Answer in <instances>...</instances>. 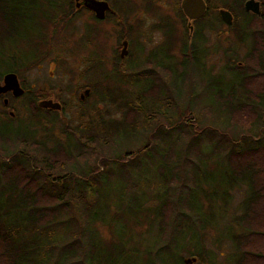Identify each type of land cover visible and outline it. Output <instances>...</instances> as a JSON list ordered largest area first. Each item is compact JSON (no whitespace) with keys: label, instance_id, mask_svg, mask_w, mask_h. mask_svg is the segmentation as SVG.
<instances>
[{"label":"rangeland","instance_id":"rangeland-1","mask_svg":"<svg viewBox=\"0 0 264 264\" xmlns=\"http://www.w3.org/2000/svg\"><path fill=\"white\" fill-rule=\"evenodd\" d=\"M106 1L121 10L106 20L97 22L85 9H76L75 0H72L74 9L66 14L69 21L67 23L60 21L52 32L50 29L44 32L48 35L46 39L48 44L41 46L47 49L42 62L22 70L19 74L16 73L20 83L22 81L25 83L23 86L25 89L51 86L53 88L51 96L57 95L56 100L65 103L64 109L57 115L55 124L49 122L45 115L40 118L34 116L25 106V97H13L7 94L9 99L7 106L2 103V97H0V115H4L0 117V128L9 126L19 130H32L34 139L42 140L49 147L56 142L69 141L70 149L73 150L81 142L67 138L63 130L65 125L67 129H75L83 120L86 125L90 122L92 131L89 132L90 134L99 133L97 120L93 119L95 113L104 120H120L128 108L124 102H133L135 92L140 90L142 93L148 89L154 92V96L149 101L142 93V106L149 108L144 110L145 114L151 115L154 109L157 111L156 106L153 105L159 107L162 103L165 108H168L166 112L171 116L173 125H178V130H184L188 123L197 128L195 125L199 118L217 129L216 134H213L214 142L223 140L225 144H220L223 145L220 148L229 149L232 145L230 136L233 134L231 133L245 130L251 125L255 115L253 111L246 108H229L227 112H223L219 95L220 92L230 91L238 85L233 72L230 71L236 66L245 68L243 62H245L248 48L250 49L256 41L264 45V18L246 11L243 8L246 0L241 2L242 9L248 15L233 5V0H211V6L217 7L203 14L196 21L189 20L183 14L180 8L181 0ZM256 1L259 2L261 13L264 8L263 0ZM37 3L38 7L33 13L34 16H41L40 11L43 9L41 0H37ZM223 4L226 6H222ZM227 5L229 8H226ZM63 7L66 8L67 4ZM220 8L227 9L236 15V23L233 19V24L221 22L216 15ZM115 16H125L127 24L130 23L129 25L132 24L135 28L132 33L129 31L130 55L123 63L130 68L123 72L119 71V67L114 68L108 61L115 54L119 55L116 46L119 44L120 28L115 21ZM245 17L250 20L249 23L247 20L244 23ZM150 23H156L157 30L151 29ZM189 24L192 26L191 30L188 27ZM243 25L248 28L245 29ZM198 27L202 30V41L200 42V36L198 42L195 41V47L199 48V52L193 59L190 51L192 49L191 33ZM41 38L42 36L35 37L34 41L37 42ZM32 41L29 35L27 37L24 35L14 43H4L3 50L5 52L12 48L18 55H22L21 53L30 51ZM262 50L263 56H257L248 61L249 64L246 66L250 72L253 70L252 66L259 67L260 61L263 63L260 70L264 67V49ZM88 55L95 58L93 66L88 62ZM147 59L162 65L159 69H155L158 64L156 66L154 63L152 68L146 69L148 74L154 75L153 80L152 77L149 76L148 79V75L143 74L146 71H139L141 65L145 67L144 65L147 64ZM6 68L8 67L0 65V71ZM173 69L174 74L171 72ZM261 73H264V69ZM96 84L99 90L92 89L83 98L84 104L79 103L78 93L84 87H92ZM254 87L257 91L262 88L259 83ZM167 99L170 104L166 107L164 102ZM76 104L81 107L80 111L75 110ZM181 107L186 109L183 110ZM8 110L13 111L12 119L6 117ZM182 111L183 114H181ZM153 123L156 125V120ZM145 126L146 135L141 125L133 131L127 128L125 135L121 134L120 137H116V140L109 142L111 148L107 149V154L119 156L125 151L139 149L145 144L147 135L152 130V128L148 129L147 124ZM161 126L162 128L159 129L167 135L166 143L169 148L167 154L170 157L168 158L170 164L174 165L176 161L179 162L180 159L188 157V162L192 161V166L198 167L197 170L192 168L189 174L181 171L178 178L180 182L173 179L175 181H172V185H168L174 193L184 185L185 191L179 193L180 199H178L179 194L176 197L172 193V196L175 203L183 204V206L180 205L183 208L182 211H186L178 213V206L174 205V208L172 206L162 214V218L158 219L160 221H155L157 218L152 219L161 198L157 196L161 184L158 165L162 161L160 158L162 152L158 150V146L149 151L126 156L122 161L123 165L109 164V157L103 155L107 158L106 165H103L101 159L98 160L92 179L89 178L90 176L82 178L88 181L89 185L91 184L92 189L86 191L88 196L92 200L97 198L91 213L95 218L94 233L100 241L101 262L103 263L108 255L112 256V251L129 249L134 251L131 256L133 264H169V262L172 264L171 261L178 252L182 261L189 259L185 264H234V258L240 255V251L235 253L236 249L231 236L251 234L255 238L256 235L261 236L263 232L255 234V231H259L255 225L250 224L246 228L232 221L233 217L243 214L246 188L242 185L234 186L230 189V198L223 194V189L228 186L224 159V154L228 151L220 153L217 149L213 152L212 149L210 150L211 147H208L209 144L207 145L211 139L205 138L202 146L206 145L205 148L203 146V150L207 158L197 157L194 150L186 154L180 149V146L185 144L183 139H176L178 133L175 128L165 125L164 122ZM184 139H188V136ZM73 143L76 144L74 147ZM93 145L96 147L99 142L95 141ZM84 151L78 159H74L76 157L70 159L71 162H77L81 169H87L94 164L93 158L89 160L92 162H89L90 165L86 164L88 150ZM9 152L7 156L12 154L11 150ZM2 162L0 157V164ZM216 191L220 196L218 199L214 198ZM207 198L210 200L214 198L211 205L208 204ZM224 201L227 205H223ZM251 218L253 219L252 213ZM200 222L206 224L204 228H201ZM158 238L162 242L170 241L169 247L167 245L165 249L160 246L157 242ZM198 249L199 257L194 254ZM254 250L255 247L251 245L250 253ZM261 250L264 253V246ZM246 264L260 263L257 260H251Z\"/></svg>","mask_w":264,"mask_h":264},{"label":"trees","instance_id":"trees-1","mask_svg":"<svg viewBox=\"0 0 264 264\" xmlns=\"http://www.w3.org/2000/svg\"><path fill=\"white\" fill-rule=\"evenodd\" d=\"M66 1L41 0V8H43L40 11L41 16H34L33 11L38 7L37 0H0V65L8 67L0 71V79L7 71H14L19 74L22 70L42 62L47 49H43L41 46L45 43L48 44L46 41L48 35L44 32L47 29L52 32L60 21L67 23L69 20L66 14L74 9L72 0ZM205 2L207 5L205 14L217 7L211 6V0H205ZM232 2L233 5L248 15L242 9L241 0H233ZM64 4H67L66 8L63 7ZM222 6L225 7L226 5L223 4ZM226 8H229L228 5ZM216 15L223 22L219 13ZM252 16L254 15L252 14ZM260 16L264 18V8ZM232 17L236 23V15L232 14ZM246 20L245 17L244 23ZM247 21L249 23L250 20ZM247 28L245 26V29ZM28 31L30 33H27ZM24 35L26 37L29 35V38L33 40L31 44L34 46L29 48L30 51L18 55L14 49L9 48L4 52V43H14L15 40ZM191 35L192 43L190 46L192 49L190 51L193 55L192 58L195 59L199 52V48L195 47V41L198 40L199 36L201 37L200 42L202 41V30L199 27L195 28ZM39 36L42 38L35 42V37L39 38ZM261 48L264 49V45H260L257 41L252 44L250 49L248 48V52L245 54L246 59L244 58L245 62H243L245 68L236 66L230 71L233 72V77L238 81V85H235L230 91L220 92L219 95L223 112H227L229 108H246V110L253 111L255 115L251 125L245 130L231 133L233 134L230 136L232 145L229 146V149L220 148L223 146L220 144H225L223 140L214 142L213 134H216L217 129L207 125L199 118L196 120L195 126L197 128L188 123L184 130H178V125H173L171 116L166 112L168 108H165L162 103L159 107L153 105L156 106L157 111L154 109L149 115V113H144V110L149 108H143L144 106L141 105L135 107L128 102L124 117L114 121L104 120L95 113L93 119L94 121L97 120V128L100 131L94 135L89 133L91 131L90 122L86 125L82 120V123L75 129H67V125H65L63 130L67 138L82 143L75 147L76 144L73 143V150L70 149L69 141L56 142L49 147L42 140H35L32 130H19L9 126L0 128V157L3 160L0 164L2 166V168L0 167V264H93V262H97V264H133L131 256L134 251L129 249L112 251V256L108 255V258H105L103 263L101 262L100 241L94 233L93 222L95 218L91 213L94 204L97 203V198L92 200L88 196L86 191L92 189L91 184L89 185L88 181L82 178L90 176L89 178L92 179L98 166L96 162L101 159L103 165H106L107 158L104 156L109 157V164L123 165L122 161L126 156L149 151L158 146L159 148H157L162 152L161 156L163 157L162 159L160 156L162 161L158 165L161 184L157 196L161 198L156 205L152 219L157 218L155 221H160L158 219L162 218V214L172 206L174 208V205L178 206V213H184L186 210L182 211L183 208L180 207L183 204L175 203L172 196V193L177 197L179 193L185 191L183 190L184 185L176 193L168 185H172V181H179L181 171L189 174L192 172V168L197 170L198 167L192 166V161L191 163L188 162L186 156L179 162L176 161V164H170L168 160L170 157L167 154L169 149L166 143L167 135L159 129L162 128V122L175 128L178 133L176 139H183L185 144L180 146V149L186 154L194 150L197 157L207 158L203 150L204 145L202 146L205 138L211 139L207 145L209 144L208 147H211L210 150L212 149L213 152L217 149L220 153H224L225 150L228 151L224 154L225 156L223 155L228 176V186L223 189V194L230 198V189L234 186L242 185L246 188V196L243 199V214L233 217L232 221L246 228L250 224L255 225L259 230H252L255 231V234L256 232H263L261 236L256 235L255 238L251 234L246 236L230 235L236 249L235 253L240 251V255L234 258V264H246L251 260H257L260 264H264V253L261 250L264 246V73H261L264 67L260 70L263 66L261 61L260 63L257 62L259 67L250 66L253 69L252 72L246 66L252 58L263 56ZM4 53L6 55H3ZM194 61L196 62V60ZM257 83L262 87L259 91L254 87ZM93 86V91L99 90L97 84ZM142 93L149 101L153 99V91L147 89ZM218 94L217 89V98ZM100 97L103 98V96ZM167 101L164 102L166 107L168 106ZM29 110L37 118L45 115L44 117L53 124H55L59 113L58 110L38 107L35 102L32 103ZM75 110L80 111L81 107H77ZM3 116L0 115V117ZM6 117L11 118L12 116ZM154 120H156V125L153 123ZM145 124L149 126L148 129L152 128V130L147 135L145 144L139 149L125 151L119 156L107 154V149L111 148L109 142L116 140L121 134L125 135L127 128L133 131L134 128L141 125L144 135H146ZM187 136L188 139H184ZM95 141L99 142L96 147L93 145ZM176 144L178 145L177 142ZM83 147L84 150H88L86 164L90 165L89 162L91 161L89 160L91 158H93L92 162L94 163L87 169H81L77 162H71L74 157H76L74 159H78L83 155L85 152ZM9 150L12 154L7 156L10 153ZM202 192L206 193L204 190ZM180 194L178 199L181 198ZM219 197V193L216 191L214 198L218 199ZM212 200L207 198L209 205H211ZM224 204H226L225 201ZM187 208L189 209V207ZM200 225L201 228H204L206 224L200 222ZM200 235L198 236L199 240ZM157 242L165 249L170 244V241L164 240L162 242L160 238ZM251 245L255 247L252 253L249 251ZM178 253H175L173 261H171L172 264H185ZM194 254L199 257V249Z\"/></svg>","mask_w":264,"mask_h":264},{"label":"flooded vegetation","instance_id":"flooded-vegetation-1","mask_svg":"<svg viewBox=\"0 0 264 264\" xmlns=\"http://www.w3.org/2000/svg\"><path fill=\"white\" fill-rule=\"evenodd\" d=\"M104 1H106V0H104ZM181 1H180V8H181ZM106 2H108V1H106ZM79 3H80V5L78 7H76V9H79V8L85 9L87 12L90 13L91 18L93 20H96L97 22L98 21H104L109 16H111L112 14H116V13H118L117 11H120L121 10V9L115 8L114 5H111L108 2L109 6H110V10H106L105 13H104V17L101 18V19H99V18H97L95 16L94 12L90 8H88L87 6L84 5V3H83L82 0H79ZM206 9H207V7H206ZM181 10H182V8H181ZM115 17H116L115 18L116 20L118 19L117 25H119V28H120L119 29V34H118L119 44L116 46V51H118L119 55H116L115 54L112 57V59L109 58L108 61L111 63V65L114 68L118 69V67H119V71L123 72V71H127L130 68V66H126L123 63H124L125 59H127V57H129V55H130L129 54V47H128V44H129L128 43V39H129V37H131V35H129L130 34L129 31H131V33H132V31L135 30V28L132 27L133 26L132 24L131 25H129L130 23L127 24V21H126V17L125 16H115ZM194 20H196V19H194ZM126 25H128V28H126ZM149 25H150V28L151 29H154V30L156 29L157 30V28L155 27L156 23H150ZM188 27H189V25H188ZM189 29H190V27H189ZM127 35H128V37H127ZM124 41H126V53L124 54V56H121L120 53H121V50L123 48V42ZM88 59H89L88 62L91 64V66H93V64L95 63V58L89 56ZM146 62H147V64L144 65L145 67H143V65L140 66V68H139V71L140 72L146 71V69H148V68H152V66L154 65V63H155L156 66L158 64L157 62L153 61L152 59H147ZM146 65H147V67H146ZM159 66H162V65H159L158 64V66L155 67V69H157V68L159 69ZM158 72H160V71L158 70ZM171 72L174 74V69ZM143 74L148 75V79H149V76L152 77V80H153V76L154 75L152 73L151 74H148V72L146 71V73H143ZM168 75H170V74H168ZM0 80H2V78ZM18 80H19V78H18ZM19 83H20V80H19ZM136 83H137V80H136ZM20 86L23 88L24 91L19 96L25 97V101H26L25 106H27V108H30V106L32 105L33 102H35L36 105L38 107H40L38 103H39L40 100H43V99H51L53 101L59 102L61 104V109H59L58 111L64 109V107H65V103L63 101L60 102V101L56 100L57 99V95L56 96L55 95L54 96H51L52 95L51 94V91H53V88L51 86L48 87V88L39 87L37 89H31L30 90V89H25L23 87L24 86L23 85V81H22V83H20ZM86 89L88 90V93L85 94V95H88L92 91V87H84L82 89V91H80L78 93L79 103H81V102L83 103L84 102V99L83 98L85 97V95H84V97H81V94H83ZM7 94H11L13 97H18V96H14L11 91L6 92L5 94H1L0 97H2V103L5 106H7L9 104V99L6 96ZM141 95H142V93H141L140 90H139V92H135L134 101L133 102H129V104L130 103H135L136 106L137 105H141L142 106V103H143L142 100L143 99L141 98ZM5 98L7 99V103H4V99ZM124 103L127 104L128 102H124ZM167 103L169 105L170 104V101L168 100ZM150 104H152V103H150ZM153 104H154V102H153ZM76 105H77V107H79V104H76ZM41 108H44V107H41ZM44 109L55 110V109H52V108H44ZM10 112L13 113L12 110H8V115H10ZM10 116H13V115H10Z\"/></svg>","mask_w":264,"mask_h":264},{"label":"water","instance_id":"water-1","mask_svg":"<svg viewBox=\"0 0 264 264\" xmlns=\"http://www.w3.org/2000/svg\"><path fill=\"white\" fill-rule=\"evenodd\" d=\"M84 5L90 8L95 16L99 19L104 17V13L106 10H110V6L108 2L104 0H82ZM75 6L78 7L80 5L79 0H75ZM206 2L205 0H182L181 8L185 16L189 20L197 19L201 17L206 12ZM243 7L246 11H251L256 15H260V5L256 0H246L243 4ZM220 18L226 22L227 24L232 23V14L229 10L220 8L218 10ZM190 30L192 26L189 24ZM126 53V41L123 42V48L121 50L120 55L124 56ZM8 91H11L14 96H19L23 93V88L20 86L17 74L14 71H7L3 74L2 80H0V94H4ZM88 93L86 89L81 97H84L85 94ZM4 103H7V99H4ZM39 106L44 108H52L55 110L61 109V104L57 101H53L51 99H43L39 101ZM10 115H13L10 112ZM189 259L184 260V263L188 262Z\"/></svg>","mask_w":264,"mask_h":264}]
</instances>
